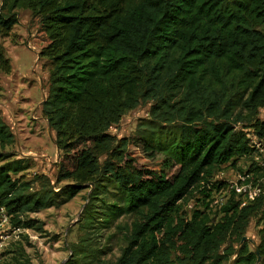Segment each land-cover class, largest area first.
I'll return each instance as SVG.
<instances>
[{"label": "trees", "instance_id": "1", "mask_svg": "<svg viewBox=\"0 0 264 264\" xmlns=\"http://www.w3.org/2000/svg\"><path fill=\"white\" fill-rule=\"evenodd\" d=\"M19 8L31 11L39 56L51 64L42 113L61 152L57 185L68 182L25 179L29 162L4 151L14 134L0 118V206L13 225L41 229L23 215L88 188L87 224L132 216L115 264H225L255 216L264 264V195L241 207L232 192L216 213L211 206L219 171L255 158L250 134L264 142V0H1L0 70L10 69L1 39ZM147 102L151 118L137 131L147 150L165 155L159 170L140 165L130 139L110 132ZM110 185L121 204L106 200ZM238 247L233 264L257 263L250 242Z\"/></svg>", "mask_w": 264, "mask_h": 264}, {"label": "rangeland", "instance_id": "2", "mask_svg": "<svg viewBox=\"0 0 264 264\" xmlns=\"http://www.w3.org/2000/svg\"><path fill=\"white\" fill-rule=\"evenodd\" d=\"M16 11L19 14L18 24L8 36L1 39L5 56L10 61V69L0 70V118L14 134V142L7 145L4 151L12 153L14 159L28 160L29 167L21 173L25 179L46 175L52 180L53 186L58 187L68 181L57 185L61 152L55 144V131L42 113V103L48 93L51 64L48 59L39 56L36 42L38 27L32 20L31 11L26 8ZM151 106L152 102L142 103L127 111L110 128V132L118 138L130 139L129 151L140 165L159 170L165 155L147 150L137 131L142 120L151 118ZM258 117L264 118V107L260 109ZM250 136L256 139L252 134ZM256 168L255 177L264 178V151H259L255 158H241L236 166L219 171L214 180H221L223 185L220 189H224L215 192L214 197L218 201L213 207L215 213L220 204L225 202L222 196L228 185L238 182L248 169ZM32 187L38 189L39 181H34ZM89 192L90 189L85 188L59 206L23 215L37 219L41 229L38 226L16 229L12 222L5 225L0 237V241H3L0 264L14 261L15 258L28 259L33 264H115L126 245L125 236L132 216L124 214L111 224H87L84 208ZM106 200L121 204L122 195L116 186H109ZM196 202L192 199L180 212L192 209ZM260 228L259 217H253L245 236L257 243ZM250 244L254 247L253 243ZM235 246L238 248L240 243L235 242ZM233 259L225 264H231Z\"/></svg>", "mask_w": 264, "mask_h": 264}, {"label": "built area", "instance_id": "3", "mask_svg": "<svg viewBox=\"0 0 264 264\" xmlns=\"http://www.w3.org/2000/svg\"><path fill=\"white\" fill-rule=\"evenodd\" d=\"M256 138V137H255ZM253 142L256 144L260 152L264 151V143L260 140L253 139ZM264 178L257 179L255 177V174L253 172L251 173H245L244 175L240 176V179L238 182L230 183L228 187L225 189L222 197H224L225 201L228 199V197L231 195L232 192H235L236 198L239 199L240 206H246L248 204H251L254 202L258 197L264 195ZM224 188L220 189V191H223ZM217 189L213 191V202L211 203V206L214 207L218 204V201L215 199V192ZM224 203V202H222ZM221 203V204H222ZM220 204V205H221ZM11 224V215H9L6 211V208L4 206H0V237H2L1 232L3 231V227L5 225ZM14 228H18L14 226ZM3 247V241H0V251ZM1 254V252H0ZM0 262H2V257L0 255Z\"/></svg>", "mask_w": 264, "mask_h": 264}, {"label": "water", "instance_id": "4", "mask_svg": "<svg viewBox=\"0 0 264 264\" xmlns=\"http://www.w3.org/2000/svg\"><path fill=\"white\" fill-rule=\"evenodd\" d=\"M245 241H249V242L253 243V245H254V247H255V251H256L257 254H258V260H257V263H256V264H258V263L260 262V260H261V256H260V254H259V250H258V247H257V243H256L255 241H253L251 238H249L248 236H244V237L242 238L241 242H240V245H242ZM239 249H240V247L237 248V250H236V255H235L234 259L236 258L237 254H238V252H239ZM234 259H233V260H234ZM233 263H234V261H232L231 264H233Z\"/></svg>", "mask_w": 264, "mask_h": 264}]
</instances>
